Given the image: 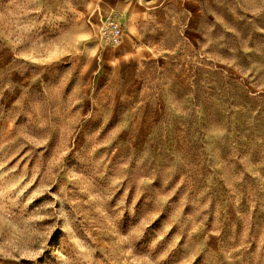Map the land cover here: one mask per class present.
Instances as JSON below:
<instances>
[{
    "label": "rangeland",
    "instance_id": "obj_1",
    "mask_svg": "<svg viewBox=\"0 0 264 264\" xmlns=\"http://www.w3.org/2000/svg\"><path fill=\"white\" fill-rule=\"evenodd\" d=\"M0 264H264V0H0Z\"/></svg>",
    "mask_w": 264,
    "mask_h": 264
},
{
    "label": "built area",
    "instance_id": "obj_2",
    "mask_svg": "<svg viewBox=\"0 0 264 264\" xmlns=\"http://www.w3.org/2000/svg\"><path fill=\"white\" fill-rule=\"evenodd\" d=\"M103 35L110 44L114 46L119 45L123 35L119 22L113 18H109L106 24H104Z\"/></svg>",
    "mask_w": 264,
    "mask_h": 264
}]
</instances>
